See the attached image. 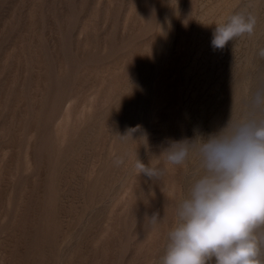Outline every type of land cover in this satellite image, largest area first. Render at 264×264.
Wrapping results in <instances>:
<instances>
[{
  "label": "rangeland",
  "instance_id": "1",
  "mask_svg": "<svg viewBox=\"0 0 264 264\" xmlns=\"http://www.w3.org/2000/svg\"><path fill=\"white\" fill-rule=\"evenodd\" d=\"M260 48L264 0H0V264H162L199 162L161 154L248 114Z\"/></svg>",
  "mask_w": 264,
  "mask_h": 264
},
{
  "label": "clouds",
  "instance_id": "2",
  "mask_svg": "<svg viewBox=\"0 0 264 264\" xmlns=\"http://www.w3.org/2000/svg\"><path fill=\"white\" fill-rule=\"evenodd\" d=\"M256 23L247 9L230 15L216 25L212 47L251 36ZM258 56L264 59V48ZM161 155L167 165H184L193 155L199 162L177 206L162 264H208L213 257L215 264H264V88L255 93L247 115L230 118L206 138L170 141ZM134 167L157 181L167 171L138 159ZM146 220L155 226L161 218L154 212Z\"/></svg>",
  "mask_w": 264,
  "mask_h": 264
}]
</instances>
